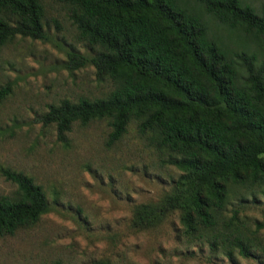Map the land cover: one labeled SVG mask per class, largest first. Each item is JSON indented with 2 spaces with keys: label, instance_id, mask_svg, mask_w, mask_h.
<instances>
[{
  "label": "trees",
  "instance_id": "16d2710c",
  "mask_svg": "<svg viewBox=\"0 0 264 264\" xmlns=\"http://www.w3.org/2000/svg\"><path fill=\"white\" fill-rule=\"evenodd\" d=\"M55 1L68 6L78 39L94 51L69 54L70 65L92 66L111 89L49 105L41 123L65 142L75 123L106 121L110 147L136 122L181 174L160 201L134 207L132 227L176 212L186 239L211 256L252 257L257 232L241 211L264 197V10L246 0ZM44 17L42 0H0V50L18 36L44 39ZM212 22L226 38L212 33ZM12 91L0 84V106ZM0 175L15 188L0 194L1 238L35 226L49 203L32 177L8 167Z\"/></svg>",
  "mask_w": 264,
  "mask_h": 264
},
{
  "label": "rangeland",
  "instance_id": "374dc122",
  "mask_svg": "<svg viewBox=\"0 0 264 264\" xmlns=\"http://www.w3.org/2000/svg\"><path fill=\"white\" fill-rule=\"evenodd\" d=\"M246 1L257 12L264 10V0ZM42 2L45 38L18 36L0 50V84L13 86L0 106V130L6 133L0 139V167L32 177L49 210L35 226L0 238V264H264L262 195L241 211L257 232L253 256L243 258L237 251L230 259L211 256L206 245L186 239L176 212L148 229L132 227L134 207L160 201L181 174L138 134L136 122L110 147L106 121L75 123L65 142L54 126L41 123L49 105L102 97L111 89L97 80L92 66L70 65L69 54L94 51L78 39L68 6ZM210 27L215 35H228L214 22ZM14 189L0 175V194Z\"/></svg>",
  "mask_w": 264,
  "mask_h": 264
}]
</instances>
